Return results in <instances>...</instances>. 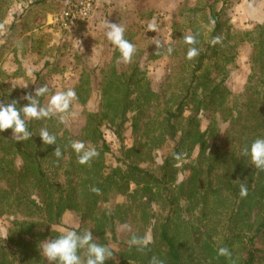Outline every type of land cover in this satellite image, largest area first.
<instances>
[{
  "label": "trees",
  "instance_id": "16d2710c",
  "mask_svg": "<svg viewBox=\"0 0 264 264\" xmlns=\"http://www.w3.org/2000/svg\"><path fill=\"white\" fill-rule=\"evenodd\" d=\"M181 1L172 11L173 41L148 56H167L175 64L158 89L141 67L144 51L133 26L106 9L101 19L123 25L136 48L131 62L124 63L107 39L106 26L81 22L88 34L102 30L100 45L110 56L95 68L84 62V54L74 56L70 68L77 81L71 89L77 99L62 114L64 122L60 114L27 120L33 137L24 141L11 129L0 132V220L7 224L6 235L0 234V264H49L41 243L62 234L57 229L65 227L68 213L78 218L76 231L90 229L94 242L113 251L105 264H149L153 256L163 264H264V170L241 154L264 138V23L237 29L229 0ZM3 4L0 0V12ZM186 36L196 43H186ZM215 36L221 42L213 45ZM192 47L198 55L188 59ZM245 49L249 73L243 91L235 93L228 81ZM49 67L47 62L34 72L28 92L48 86L46 75L55 69ZM48 88L38 98L41 106L55 92ZM95 91L99 105L92 111L88 104ZM12 100L18 107L28 103L18 89L2 86L0 102ZM76 106L80 122L74 132L66 119ZM42 128L56 136L59 158L56 145H44L39 137ZM105 132L115 138L116 154ZM75 140L99 156L78 163L70 146ZM241 181L248 187L245 198L239 195ZM133 234L143 239L142 250L129 247ZM221 247L231 256L218 255ZM79 254L84 258V250Z\"/></svg>",
  "mask_w": 264,
  "mask_h": 264
},
{
  "label": "rangeland",
  "instance_id": "374dc122",
  "mask_svg": "<svg viewBox=\"0 0 264 264\" xmlns=\"http://www.w3.org/2000/svg\"><path fill=\"white\" fill-rule=\"evenodd\" d=\"M38 1L43 2L36 5L37 0H4V9L0 12V93L2 86H12L19 90L22 98L35 82L34 72L42 71L47 62L51 64L49 68L55 69L46 75L45 82L55 92L66 91L77 81L70 68V64L74 63V56L84 54V62L91 68L104 64L110 56L106 47L100 45V37L102 36L103 40L105 36L101 29L106 26L101 16L106 9L109 13L117 12L118 17L125 21V26L129 23L133 26L137 34L135 41L144 51L141 67L145 69L153 89H158L165 75L175 66L167 56L158 60H150L148 56L158 51L157 44L168 45L173 41L172 11L180 0H96L95 11L89 24L92 26L97 22L101 29H91L90 34L84 32L81 25L69 30L49 25L51 15L70 8L77 0ZM227 8L234 26L239 30L264 23V0H229ZM137 10H142L140 16ZM153 21L157 25L155 32L148 30V24ZM12 24L15 27L9 30ZM238 62L228 81L229 87L235 93L243 91L249 73L248 49L242 52ZM62 70H66V73L62 74ZM98 105L99 97L95 91L88 107L92 111H97ZM74 108L76 111H71L66 122L69 129L77 132L80 122L77 114L80 108L79 106ZM207 124V121L202 122L203 130ZM127 136L130 138V131ZM105 137L116 154L119 146L115 138L110 132H105ZM110 163H113L112 159ZM78 227L76 214L68 213L65 216V227L57 230L64 233ZM6 228L7 224L0 220L1 235H6Z\"/></svg>",
  "mask_w": 264,
  "mask_h": 264
},
{
  "label": "clouds",
  "instance_id": "9594fccd",
  "mask_svg": "<svg viewBox=\"0 0 264 264\" xmlns=\"http://www.w3.org/2000/svg\"><path fill=\"white\" fill-rule=\"evenodd\" d=\"M210 22L214 23V21ZM106 28V37L119 49L123 62H131L136 48L134 44L125 38V27L119 23L108 22ZM156 28L157 25L154 21L148 24L149 31L155 32ZM184 40L188 44L196 43L194 36H186ZM220 42V36L213 37L211 41L213 45ZM157 47H159V44H157ZM168 51L171 53L172 49L169 48ZM197 55L198 50L192 47L188 50L187 58L193 59ZM48 91V86L43 85L35 88L34 94L32 92L26 93L22 99L27 100L28 103L23 107H18L17 100H12L7 104L0 102V132L11 129L13 137L18 141H24L33 137L28 130L27 120H41L60 114V120L63 123L64 117L62 114L69 110L72 102L77 99V94L71 88L66 91H57L51 96L47 106H41L38 98L44 96ZM39 137L44 145H56L53 153L57 158L62 155L61 148L56 142V136L51 134L47 128L40 130ZM70 146L78 154V163L82 165L90 163L93 158L99 156V152L94 147L86 148L83 141H72ZM241 154L250 156L252 165L257 169L264 170V138H256L250 146H245L242 149ZM180 155L176 154L175 158L179 159ZM91 191L97 195L101 194V190L96 187H92ZM239 195L241 198L248 195V187L242 181L239 185ZM128 243L129 247L138 246V250L143 249V239L135 234L131 236ZM41 244L42 254L49 264H105L106 260L113 258V251L108 246L94 242L90 229H85L83 233L76 230H67L57 238L47 239ZM80 250H84V258L79 254ZM218 255L230 257L231 253L228 248L221 247L218 250ZM149 264H163V261L153 256Z\"/></svg>",
  "mask_w": 264,
  "mask_h": 264
},
{
  "label": "built area",
  "instance_id": "2783aa9c",
  "mask_svg": "<svg viewBox=\"0 0 264 264\" xmlns=\"http://www.w3.org/2000/svg\"><path fill=\"white\" fill-rule=\"evenodd\" d=\"M96 0H77L70 8L49 17V25L60 29H72L81 22L90 21L95 11Z\"/></svg>",
  "mask_w": 264,
  "mask_h": 264
}]
</instances>
